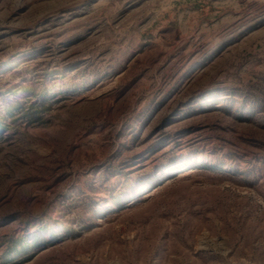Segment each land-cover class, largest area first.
I'll return each instance as SVG.
<instances>
[{
	"label": "rangeland",
	"instance_id": "1",
	"mask_svg": "<svg viewBox=\"0 0 264 264\" xmlns=\"http://www.w3.org/2000/svg\"><path fill=\"white\" fill-rule=\"evenodd\" d=\"M0 264H264V0H0Z\"/></svg>",
	"mask_w": 264,
	"mask_h": 264
}]
</instances>
